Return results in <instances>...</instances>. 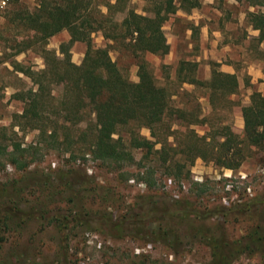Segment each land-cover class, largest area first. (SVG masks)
Instances as JSON below:
<instances>
[{
  "label": "rangeland",
  "instance_id": "obj_1",
  "mask_svg": "<svg viewBox=\"0 0 264 264\" xmlns=\"http://www.w3.org/2000/svg\"><path fill=\"white\" fill-rule=\"evenodd\" d=\"M199 1L198 7H179L165 20L162 29L169 44L166 54L144 52L135 56L126 47L105 40L100 31L92 34V40L95 46L113 43L110 56L131 81L138 80L139 60L146 61L156 83L171 91L173 105L183 106L200 117L211 114V123L215 127L228 124L231 132L242 141V107L249 103L253 91L264 94V40H258V30L250 25L247 13L262 9L264 0ZM126 2L137 13H151L153 0ZM12 3L33 8L35 0H0V141L4 137L6 144L14 139L27 145L35 143L37 131H22L12 126L13 114L21 112L24 106L14 93L36 85L28 76L15 70L11 61L14 59L24 67L39 70L44 67V58L34 49L8 56L11 49L7 38L12 36L13 30L5 25L4 13ZM176 3L178 5V1ZM98 7L106 12L104 6ZM122 17L123 14L119 13L115 19L119 21ZM68 39L69 32L61 30L48 39L46 47L58 53L60 43ZM85 50L84 42H74L70 48L71 60L79 64ZM181 61H195V75L201 80H209L213 68L220 70L221 63L230 62L238 80L236 92L227 99L218 100L212 109L203 87L179 86L176 72ZM2 127L6 129L2 130ZM82 127L83 124L80 129ZM190 128L198 135L208 130L206 125H192ZM140 133L152 138L146 127L141 128ZM187 138L183 134H177L175 138L169 136L168 143H183ZM91 139V136L81 138L66 147L55 144V148L49 151L40 146L39 159L25 170H15L6 162L5 155L0 156V185L14 184L24 188L14 204L23 220L0 230V264H209L211 250L203 243L180 244L176 252L162 242L152 241V236L140 230L132 229L135 232L112 236L105 227L103 230L86 226L88 223L93 225L94 221L86 218L85 211H106L116 217L148 195L188 201L202 211L221 209L211 217L204 215L198 224L203 231L212 230L216 236L223 235L227 240L239 238L258 221L256 211L239 208L251 198L264 195L263 148L243 142L241 146L246 156L236 169L219 167L212 161L196 158L192 163L188 162L179 175L173 170L178 176H187L182 179L165 178L164 167L151 162L155 176L162 178L161 182L150 187L137 180L135 166L117 170L106 162L93 159L88 152ZM132 152L136 159L142 155L140 149ZM10 205L0 203V210ZM69 212L72 220L68 222L67 251L64 252L57 222L52 216ZM191 223L197 225V220ZM232 264H264V256L243 253Z\"/></svg>",
  "mask_w": 264,
  "mask_h": 264
},
{
  "label": "trees",
  "instance_id": "obj_2",
  "mask_svg": "<svg viewBox=\"0 0 264 264\" xmlns=\"http://www.w3.org/2000/svg\"><path fill=\"white\" fill-rule=\"evenodd\" d=\"M199 4V0H153L151 13L144 15L130 8L126 0L101 3L92 0H35L33 8L12 3L4 13L5 25L13 30L12 36L7 38L11 49L8 56L34 49L43 56L44 67L33 70L14 59L11 61L15 70L28 76L36 85L14 93L24 106L21 112L13 114L12 126L22 131L36 130L37 135L35 143L27 145L14 139L6 144L2 137L0 156L5 155L6 162L15 170H25L39 159L38 147L49 151L55 148V144L66 147L91 136L88 152L93 159L106 162L117 170L135 166L137 180L151 187L162 178L155 176L151 162L164 167L165 178L182 179L187 176L178 175L188 162L192 163L196 158L212 161L219 167L236 169L246 156L241 146L243 142L264 149V94L260 91H253L249 103L242 107L243 140L240 141L228 124L215 127L211 123V114L200 117L183 106L173 105L171 91L156 83L146 61L139 60L138 80L131 81L110 56L113 43L126 47L135 56L144 52L166 54L169 44L162 29L165 20L179 7L190 9ZM100 5L106 8V12L98 7ZM261 5L262 9L247 13L250 25L258 30L259 41L264 40V2ZM119 13L123 17L118 21L115 16ZM64 29L69 32V39L60 43L58 54L46 45L51 36ZM98 31L105 40L113 43L95 46L92 34ZM76 41L86 44L79 64L70 56V48ZM196 67L195 61H181L176 80L179 86L203 87L212 109L218 100L227 99L236 92L238 80L235 73L213 68L209 80H201L195 75ZM182 91L186 92L185 89ZM82 124L84 127L80 129ZM192 125H206L208 130L198 135L190 128ZM143 127L150 130L151 139L140 133ZM177 134L188 138L183 143H168L169 136L175 138ZM134 149L142 151L139 159L134 157ZM173 170H177L178 175ZM23 189L14 184L0 185V203L11 204L0 210V230L23 220L14 206ZM263 207L264 195L240 205L239 209L243 211H256L258 221L247 233L234 240L216 236L212 230L207 233L198 224L204 215L211 217L221 209L202 211L188 201L158 195L140 198L124 214L116 217L106 211L87 210L84 214L90 221L97 222V225L93 222V225L88 223L86 226L103 230L105 227L112 236L140 230L152 236V241L162 242L176 252L180 244L203 243L211 250L209 264H232L243 253L264 256ZM52 218L57 222L60 246L65 252L71 212L55 214ZM194 220L197 225L191 223Z\"/></svg>",
  "mask_w": 264,
  "mask_h": 264
},
{
  "label": "crops",
  "instance_id": "obj_3",
  "mask_svg": "<svg viewBox=\"0 0 264 264\" xmlns=\"http://www.w3.org/2000/svg\"><path fill=\"white\" fill-rule=\"evenodd\" d=\"M78 48H79V45H78ZM220 70L221 71H224V72H228V73H235V69H234V67L232 66V64L230 62L221 63ZM254 76H257V75H254ZM253 78H255V77H253Z\"/></svg>",
  "mask_w": 264,
  "mask_h": 264
},
{
  "label": "built area",
  "instance_id": "obj_4",
  "mask_svg": "<svg viewBox=\"0 0 264 264\" xmlns=\"http://www.w3.org/2000/svg\"><path fill=\"white\" fill-rule=\"evenodd\" d=\"M168 182H171V180H169Z\"/></svg>",
  "mask_w": 264,
  "mask_h": 264
}]
</instances>
